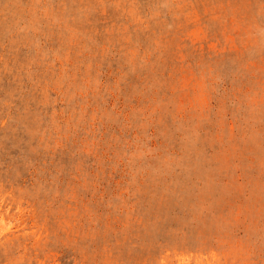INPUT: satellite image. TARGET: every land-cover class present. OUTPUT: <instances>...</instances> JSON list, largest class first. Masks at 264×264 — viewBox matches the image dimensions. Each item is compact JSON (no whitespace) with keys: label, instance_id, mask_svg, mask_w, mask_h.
<instances>
[{"label":"rangeland","instance_id":"obj_1","mask_svg":"<svg viewBox=\"0 0 264 264\" xmlns=\"http://www.w3.org/2000/svg\"><path fill=\"white\" fill-rule=\"evenodd\" d=\"M0 264H264V0H0Z\"/></svg>","mask_w":264,"mask_h":264}]
</instances>
